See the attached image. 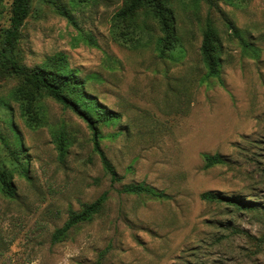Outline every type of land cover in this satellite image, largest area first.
I'll return each mask as SVG.
<instances>
[{
  "label": "rangeland",
  "instance_id": "374dc122",
  "mask_svg": "<svg viewBox=\"0 0 264 264\" xmlns=\"http://www.w3.org/2000/svg\"><path fill=\"white\" fill-rule=\"evenodd\" d=\"M11 1L0 7V29ZM122 2H31L17 43L21 61L32 67L63 53L88 79V91L119 113L101 125V146L120 178L111 182L80 117L44 96L46 123L30 128L10 97L18 79H0V99L12 111L0 108V129L13 140L11 116L29 158L27 177L13 173L15 197L0 191V264H264V0H177L179 41L165 57L154 44L131 48L111 38ZM207 19L219 37L218 77L206 74L199 52ZM149 23L154 38L161 35ZM61 130L72 141L62 158L54 142ZM203 153L226 162L204 168ZM140 182L167 197L121 190ZM205 190L239 195L255 209L203 201ZM102 193L104 206L91 221L51 241L70 210Z\"/></svg>",
  "mask_w": 264,
  "mask_h": 264
},
{
  "label": "trees",
  "instance_id": "16d2710c",
  "mask_svg": "<svg viewBox=\"0 0 264 264\" xmlns=\"http://www.w3.org/2000/svg\"><path fill=\"white\" fill-rule=\"evenodd\" d=\"M207 1L212 2V0ZM2 2L3 0H0V7ZM31 2L32 0L11 1L9 24L0 29V79L5 77L18 79V83L11 90L10 97L18 103L20 114L30 128L46 123L40 105V100L44 96L50 97L80 117L91 131L92 148L99 155L104 171L110 176L111 182L119 180L115 167L101 146L104 138L101 125L116 121L120 116L119 113L103 105L96 95L88 91V79L68 66L63 53H55L42 64L32 67L24 64L19 57L17 43L21 28L29 15ZM175 2L177 0H123L111 19L109 30L111 38L131 48L154 44L158 56L165 57L166 53L173 50L179 41L173 5ZM55 6L60 15L75 23L65 5L56 4ZM149 19L155 22L161 35L154 38L153 26L149 23ZM227 24L233 34L247 46L248 43L240 30L231 21ZM199 52L206 74L218 77L220 73L219 37L210 19H207L202 31ZM0 108L5 113H12L9 102L3 99H0ZM6 122L14 132V138L10 141L0 129V142L9 153L0 157V191L5 196L15 197L17 191L12 179L13 173L17 172L27 177L29 158L19 133L11 123V116L6 119ZM54 142L59 156L64 157L72 141L61 130L54 135ZM202 158L204 168L226 162L220 153H203ZM121 190L134 195L167 197L163 191L143 182L125 184ZM199 197L206 202L224 203L240 210L255 209L249 199L235 194L228 195L218 190H205L199 194ZM105 200L106 193H102L93 201L83 203L79 210H70L65 222L54 229L51 241L61 242L73 227L91 221L102 210Z\"/></svg>",
  "mask_w": 264,
  "mask_h": 264
}]
</instances>
